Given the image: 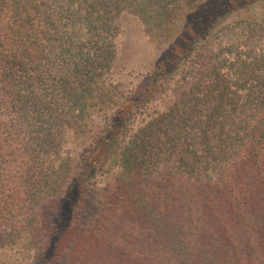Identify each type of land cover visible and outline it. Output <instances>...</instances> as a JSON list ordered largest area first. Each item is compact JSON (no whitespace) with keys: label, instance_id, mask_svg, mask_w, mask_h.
Returning a JSON list of instances; mask_svg holds the SVG:
<instances>
[{"label":"trees","instance_id":"obj_1","mask_svg":"<svg viewBox=\"0 0 264 264\" xmlns=\"http://www.w3.org/2000/svg\"><path fill=\"white\" fill-rule=\"evenodd\" d=\"M184 1L0 0V248L34 235V264H264L259 35L232 58L191 39L171 61L179 79L162 112L138 127L145 108L127 101L112 114L93 143L92 171L100 161L118 172L92 220L82 221L83 173L63 189L65 162L56 161L100 99L120 15L158 36ZM163 70L144 87L147 104L171 75ZM80 162L82 171L92 164ZM52 207L58 218L48 224Z\"/></svg>","mask_w":264,"mask_h":264},{"label":"rangeland","instance_id":"obj_2","mask_svg":"<svg viewBox=\"0 0 264 264\" xmlns=\"http://www.w3.org/2000/svg\"><path fill=\"white\" fill-rule=\"evenodd\" d=\"M208 2L212 0L182 2L158 36L132 13L123 12L120 15L114 41L115 57L110 70L100 79V99L89 107L82 126L66 133L60 160L56 161L57 166L65 162L62 169V175L66 178V182L63 180L64 191L69 185L68 180L81 175L80 172L89 183L83 222L95 217L101 189L118 172L112 163L100 168V161L95 162V170L92 171L93 143L109 125L112 114L127 101L134 107L140 106V110L145 108L142 114L138 112L135 120L138 127L149 121L155 113L162 112L171 95V83L179 79V72H171V61L191 39L194 40V47H200L207 38L217 51L226 49L230 52L226 57L232 58L244 54L248 41L258 39L256 35L264 37V0H216L207 5L204 11H199ZM158 66L171 75L167 77V82L157 80L154 87L158 94L147 104L149 92H144V87L151 82L149 77L156 73ZM82 157L92 163L84 171L80 165ZM67 193L66 201L69 198ZM57 218V209L50 208L46 222L53 224ZM37 239L34 235H22L14 244L0 248V264L36 263L40 247Z\"/></svg>","mask_w":264,"mask_h":264}]
</instances>
